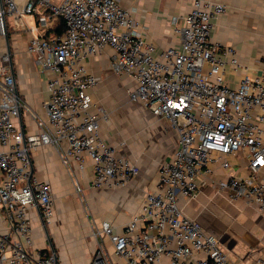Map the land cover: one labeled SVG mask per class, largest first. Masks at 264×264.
I'll return each instance as SVG.
<instances>
[{
	"label": "built area",
	"instance_id": "built-area-1",
	"mask_svg": "<svg viewBox=\"0 0 264 264\" xmlns=\"http://www.w3.org/2000/svg\"><path fill=\"white\" fill-rule=\"evenodd\" d=\"M225 11L221 1L193 0L189 11L171 19L179 44L156 51L119 0H0V207L7 224L0 264H58L51 245L34 247L28 212L49 223L55 197L51 184L33 174V149L55 146L74 172L78 194L76 174L88 163L97 188L123 187L140 172L120 153L121 144L107 142L100 132L108 112L93 101L99 80L86 62L107 48L113 71L133 80L126 88L129 101L163 119L177 145L122 231L107 220L96 227L98 247L88 264H107L100 241L105 236L127 264H238L182 208V199L195 197L208 182L228 200L243 199L264 212V74H244L234 86L225 80L226 66H238L236 48L210 40L214 20ZM56 18L63 20V31L47 33ZM10 23L29 33L25 51L46 75V118L36 117L31 133L19 121L23 103L6 45ZM241 158L245 174L232 167Z\"/></svg>",
	"mask_w": 264,
	"mask_h": 264
},
{
	"label": "crops",
	"instance_id": "crops-1",
	"mask_svg": "<svg viewBox=\"0 0 264 264\" xmlns=\"http://www.w3.org/2000/svg\"><path fill=\"white\" fill-rule=\"evenodd\" d=\"M192 1L119 0L124 8L131 10L139 23L137 29L143 30L156 51L179 44L171 19L189 11ZM215 1L226 4V11L214 20L210 40L219 47L234 46L238 59L236 68L226 66L225 80L234 86L244 74H264V0ZM29 18L33 17L26 16L24 20L33 24L34 18L33 21ZM8 32L6 45L11 51L16 86L23 103L19 121L24 131L31 133L37 130L35 118H46L43 107L48 97L46 75L25 51L29 33L16 30L11 23ZM111 53L112 50L107 48L86 62L88 70L99 80L92 89L93 101L108 112V118L102 120L100 132L107 142L121 144L120 153L134 160L140 172L123 187L97 188L91 185L93 173L88 163L82 174H76L82 188L79 204L72 194L75 190L74 172L62 163L57 148L49 144L30 152L34 176L48 181L55 197L49 223H43L37 211L30 209L28 212L34 247L43 249L51 245L57 253L58 264H88L94 253L95 243L91 242L87 247L80 218L88 220L92 229L107 220L112 223L114 231L121 232L124 222L138 212L145 193L155 188L160 164L171 158L177 145L175 133L163 119L139 103L126 102L129 100L126 88L133 84V80L126 74L113 71L109 60ZM232 167L237 173L245 174L247 170L242 158ZM182 208L218 237L234 262L264 264V212L243 199L228 200L208 182L200 184L195 197L182 199ZM82 211L86 220L79 217ZM6 231L7 224L0 207V235ZM100 241L104 243V240Z\"/></svg>",
	"mask_w": 264,
	"mask_h": 264
},
{
	"label": "rangeland",
	"instance_id": "rangeland-1",
	"mask_svg": "<svg viewBox=\"0 0 264 264\" xmlns=\"http://www.w3.org/2000/svg\"><path fill=\"white\" fill-rule=\"evenodd\" d=\"M29 19L33 21V18H29ZM8 22H10V18H8ZM126 102L129 103V100L126 99ZM103 123H104V121L100 122V128L101 129H102V124ZM101 134H102V132H101ZM73 191L74 192H72V194H74V196L76 197V199L78 200V202L80 204L81 203L80 202L81 195L78 194L74 189H73ZM82 208H83V211L86 212V208L85 207H82ZM83 211H82V215L81 216L79 215V217H84V219H85V215L86 214ZM79 224L80 225L84 224V227L82 226L81 229H83L82 230L83 231L82 235H83V237L85 239L87 247L90 246L91 242L95 243V246L93 248V252H94L95 248L98 247V243L96 241V236H95V233H94L95 229H92V227H91L90 223L88 222V220L84 221L83 219L80 218V223ZM103 240H104L103 250H104V252L106 254V260H107L106 263L107 264H120V263L121 264H126V261L122 257H120V256H118V255H116L114 253L113 246H112L111 242L109 241L108 237L105 236L103 238Z\"/></svg>",
	"mask_w": 264,
	"mask_h": 264
},
{
	"label": "trees",
	"instance_id": "trees-1",
	"mask_svg": "<svg viewBox=\"0 0 264 264\" xmlns=\"http://www.w3.org/2000/svg\"><path fill=\"white\" fill-rule=\"evenodd\" d=\"M64 29V23L63 20L61 18H56L54 20L53 25L51 26V28L48 30L47 33H60L62 32Z\"/></svg>",
	"mask_w": 264,
	"mask_h": 264
}]
</instances>
